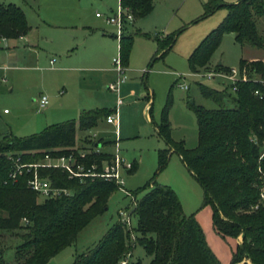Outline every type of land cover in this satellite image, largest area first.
<instances>
[{"label": "trees", "instance_id": "16d2710c", "mask_svg": "<svg viewBox=\"0 0 264 264\" xmlns=\"http://www.w3.org/2000/svg\"><path fill=\"white\" fill-rule=\"evenodd\" d=\"M133 16L146 17L155 0H119ZM226 8L227 16L206 35L188 58L190 73L207 69L224 34H233L240 47L263 50L264 39L257 30V21L264 17V0H239L225 4L213 0L205 5L202 20ZM197 22V21H196ZM183 29L157 39L161 56L171 50ZM29 32L24 12L13 4H0V40H16ZM132 37L119 39V59L126 66ZM155 60V58L153 59ZM240 61V68L245 64ZM217 69H224L216 65ZM248 76L252 81L236 84V92H219L199 85L200 95L217 105L215 110L191 106L197 123V146L185 149L183 142L170 138V127L163 113L157 135L166 144L158 150L157 172L163 171L171 154L180 157L185 168L202 188L201 208L212 210V228L222 239H242L232 251L229 264L249 260L264 264V206L258 205L259 187L264 186V63L252 62ZM258 91L260 96L254 95ZM230 103V106L226 104ZM112 112H82L76 121L48 126L41 133L24 138L12 136L0 140V264H48L61 251L72 245L78 234L108 209L111 195L118 190L113 181L101 177L69 178L58 168H38L40 178L52 188L66 190L67 195L43 199L31 191L27 182L33 169L11 178L14 166L10 157L23 165L38 164L46 155L61 157L73 153L85 167L110 161L106 153L78 157L76 134L90 130ZM136 165H132L134 173ZM144 189L148 192L136 202L132 214L137 226L133 229L139 244L151 258L149 264H222L209 247L203 229L194 214L185 215L176 193L154 179ZM8 240L16 243L11 247ZM134 243V244H135ZM14 249L10 262L5 250ZM130 252V237L123 224L112 225L93 247L78 255L73 264H118ZM139 264V263H136Z\"/></svg>", "mask_w": 264, "mask_h": 264}, {"label": "rangeland", "instance_id": "374dc122", "mask_svg": "<svg viewBox=\"0 0 264 264\" xmlns=\"http://www.w3.org/2000/svg\"><path fill=\"white\" fill-rule=\"evenodd\" d=\"M210 1L213 0H156L150 15L141 18L132 14L133 21L125 26L126 34L133 39L127 66H123L120 75L113 62L119 57L117 48L108 65L115 75L112 77L111 73H107L113 79L107 87L116 83L119 77L125 79L118 95L123 103L118 111L119 149L125 163L131 168L136 165L134 173H129L131 168L128 173H122L123 189L131 197L119 189L115 191L109 198L107 211L91 221L78 234L76 241L48 264H73L78 255L93 248L109 228L119 221V212L131 213V226L135 229L137 219L132 210L136 202L148 192L149 189L144 188L152 179L157 185L167 186L176 193L181 204H184L186 214H190L189 210L194 212L201 208L202 188L184 168L178 155L171 154L167 167L157 172L158 150L167 147L154 127L160 125L166 112L171 140L183 142L185 149L192 150L197 146V123L191 106L217 109L213 101L200 95L198 86L234 95L230 84L219 78L208 80L194 76L188 68V58L193 50L227 16L226 8H221L198 21ZM221 1L235 4L239 0ZM0 4H13L22 9L30 27L27 39L35 46L29 48L25 38L6 42L0 40V140L7 136L29 137L41 133L52 124L76 121L83 110L114 111L118 96L110 90H104L102 77L105 74L95 70L98 68L96 65L77 63L79 69H65L59 76L52 71L58 67L69 68L71 65L67 62L74 59L83 62V59L78 58L91 51L92 43L83 27L115 35V29L107 27L103 17L117 11L119 0H0ZM96 14L102 18H97ZM66 22L76 24L75 28H61ZM256 26L264 39V17L257 21ZM180 29L183 31L177 35L174 47L161 56L164 51L159 49L157 34L159 36L160 32H165L169 36ZM66 43L71 46L68 50L65 48ZM115 43L118 46L116 40ZM59 59H63V64L59 63ZM241 60L246 61L242 68L248 73L250 63H264V48L240 47L234 42L232 34H224L207 69H217L218 63H221L223 71L239 68ZM179 84L187 85L188 90H182ZM41 96L47 97L48 105L39 111L37 102ZM146 97H149V102ZM147 102L149 107L145 111ZM226 105L230 106V103ZM113 130L103 125L90 133L77 132L78 153L93 154L96 140L92 135L95 133L113 139ZM183 175L190 179L188 181L192 182L197 196L200 194L196 204L195 190L189 189L190 184H186ZM42 200L38 199L39 202ZM208 211L205 209L204 215ZM206 230L210 247L221 262H226L233 242L222 239L208 227ZM15 243L14 240H8L11 247ZM130 253L133 264H149L151 260L138 243H130ZM13 257V248L5 250L4 260L10 262ZM244 262L242 260L241 263Z\"/></svg>", "mask_w": 264, "mask_h": 264}, {"label": "built area", "instance_id": "2783aa9c", "mask_svg": "<svg viewBox=\"0 0 264 264\" xmlns=\"http://www.w3.org/2000/svg\"><path fill=\"white\" fill-rule=\"evenodd\" d=\"M97 18H102L101 15L96 14ZM104 22L106 25L114 27L115 28V36L119 40L123 27L131 23L133 21V16L128 8H123L118 6L117 11L108 17H103ZM3 42H6L7 40L2 39ZM114 65L119 72L120 75L123 73V66L120 63V59H114L113 60ZM52 64V61L50 62ZM194 76L197 77H204L208 80H212L215 78L221 79L223 82H226L230 84V88L233 93L236 92V84L241 82H249L252 81L250 77L248 76V73L243 68H232L227 71H223L220 69H214L209 68L204 71H199L195 73H191ZM124 77H119L118 81L114 84H111L108 86V90L114 92L119 95V87L121 83L124 81ZM253 81H259L264 85L263 81L260 80H253ZM179 87L182 90L187 91L188 86L185 84H179ZM254 95L260 96V93L258 91L254 92ZM122 101L119 99V96L116 101V107L114 111L105 118L106 124L112 125L113 130V142H112V152L110 153V161L109 162H103L102 163V170L100 172L95 171V165H91L89 168H85L77 159L76 156L73 153H70L68 155H63L61 157H50L49 155H46L43 159V161L39 162L38 164L33 165H23L20 163L19 158H13L10 157L9 159L13 162V172L11 174V178L15 179L16 176L22 174V170L26 169L29 171L30 169H33V175L28 180L27 186L28 188L35 192L41 199H50V198H56L61 195H67L66 190L56 189L52 188L47 180H44L39 177L37 174L38 168H58L63 171H65L68 174V177L71 178H83V177H101L108 181H113L118 189L122 191L126 196L131 195L123 189L124 185V179L122 177V173L130 170L131 165L124 162V160L120 157V149H119V126H118V111L119 108L122 106ZM38 110L42 111L46 109L48 105V99L45 96H41L40 99L37 102ZM95 154L100 153L99 151L94 150ZM264 152L262 153L260 160L263 156ZM90 155V152L88 154L85 153H78V157L80 159L85 158V156ZM258 205L264 206V186L262 185L259 187V198H258V204L255 206V209L258 207ZM131 213L127 212H119V221L123 224L126 231L129 234L130 237V243L134 244L136 241L135 233L133 231V228L131 226L130 221ZM131 253H127L119 262L118 264H133Z\"/></svg>", "mask_w": 264, "mask_h": 264}, {"label": "crops", "instance_id": "0c3cea01", "mask_svg": "<svg viewBox=\"0 0 264 264\" xmlns=\"http://www.w3.org/2000/svg\"><path fill=\"white\" fill-rule=\"evenodd\" d=\"M155 5H156V0H155ZM155 5H154V8H155ZM154 8H153V11H154ZM152 11V12H153ZM151 12V13H152ZM150 13V14H151ZM149 14V15H150ZM26 17V16H25ZM70 22H66L64 25H62V26H60L61 28H63V29H68V28H70V27H72V28H75V26H76V24H69ZM129 24V23H128ZM106 25V24H105ZM107 27H111V26H108V25H106ZM125 26H127V24L125 25ZM125 26L123 27V31H122V35H125V36H129V35H127L126 34V30H125ZM83 28H85V30H86V34H87V36H89L90 37V42L92 43V48H91V51L90 52H86V53H84V55L82 56H80L78 59H83V60H81V61H83V62H77V61H75V59L73 60V61H69V62H67V61H64V62H67V63H69L71 66L69 67V68H62V67H58L56 70H51L53 73H55V75L57 74V76H59L58 74H60L61 72H63V70H65V69H79L78 68V64L77 63H91V64H94V65H96L98 68H94L95 70H97V71H99V72H102L103 74H105V75H103V87H104V90H108V87H107V84L111 81V80H113V79H110V77L109 76H107V73H111L112 74V77L115 75L114 74V71L112 70V68H110V67H108V65H109V63H110V60L112 59V57H113V55L115 54V52L117 51V48H118V56H119V40L116 38V36L114 35V34H111V32H107V31H103V30H96L95 28H90V27H83ZM111 28H114V27H111ZM29 29H30V27H29ZM115 29V28H114ZM127 29V28H126ZM84 33H85V31H84ZM121 35V36H122ZM166 36V33L165 32H160L159 33V36H158V34H157V37H158V39H162V38H164ZM232 36H233V34H232ZM21 38H25V41L27 42V45H28V47L29 48H34L35 46H33V45H31L30 43H29V40L27 39L28 38V36H27V34L24 36V37H21ZM233 38H234V36H233ZM115 40L118 42V46L116 45V43H115ZM86 43V42H85ZM65 46V45H64ZM67 47V50L69 49V47H71L70 46V43H66V46H65V48ZM174 47V44H173V46H172V48ZM171 48V49H172ZM72 49H70V51H71ZM171 51V50H170ZM169 52V51H168ZM66 53H68V52H66ZM52 60H50L49 61V63L51 62ZM59 63H62L63 64V59H59ZM80 65V64H79ZM217 65H221V63H218ZM127 66V65H126ZM222 66V65H221ZM146 101H148L149 102V97H146ZM147 102V104L144 106V110L145 111H147V108L149 107V103ZM91 110H102V109H89V110H83L82 112H86V111H91ZM82 112H80V114L82 113ZM80 114H79V116H80ZM78 116V117H79ZM145 117H146V119L148 120L149 119V117H148V115L146 114L145 115ZM52 125H54V124H52ZM103 125H106V126H110V127H112L113 128V126L112 125H109V124H106V122H105V120L103 119V120H101V121H99L98 123H97V126L96 127H94V128H92V129H90V130H86V131H80V133H86V132H88V133H90V132H92V131H94V130H96V129H98V128H100V127H102ZM155 128V127H154ZM114 129V128H113ZM155 130H156V128H155ZM113 133V132H112ZM110 135H111V133H110ZM113 135V134H112ZM93 136V138H95V144L93 145V150H96V151H99L100 153H106V154H109L110 155V153L112 152V142H113V139L111 138V137H108V138H106V137H102V136H100L99 134H97V135H95V133L92 135ZM114 138V137H113ZM99 142V143H98ZM184 167V166H183ZM185 168V167H184ZM126 173H128V171H126ZM191 176V175H190ZM183 178H184V180H185V182H186V184H190L189 186V189L191 190V191H193V190H195L194 192V196H195V204H196V198H198V197H200V194H199V196H197V194H196V189H194V186L193 185H191L192 184V182L191 181H188V180H190L188 177H187V175H183ZM187 178V179H186ZM175 189V188H174ZM183 205L184 204H181V206H182V209H183ZM185 207V206H184ZM195 207H197V206H195ZM205 209H208L209 211H208V213H206V215H204V210ZM191 211H193V210H189V212L188 213H190V214H194L195 215V218H196V220L198 221V223L200 224V226H201V228L203 229V231H204V234H205V237H206V241H207V243H208V239H207V234H206V232H207V227L208 228H210L211 230H212V232H215L214 230H213V228H212V210H211V208L210 207H206V208H203V209H201V208H198V209H196V210H194V212H191ZM183 212H184V210H183ZM184 214L185 215H190V214H186L185 212H184ZM231 240V239H230ZM233 243V246H232V250L229 252V254H228V256H227V260H226V262H221L220 260V262L222 263V264H229L230 263V260H231V254H232V251L235 249V247L237 246V245H240L241 244V242H242V239L241 238H238V239H236V240H231ZM208 245H209V243H208ZM209 247H210V245H209ZM211 248V247H210ZM211 250H212V248H211ZM213 251V250H212ZM214 252V251H213ZM215 254V253H214ZM216 255V254H215ZM217 256V255H216ZM217 258H218V256H217ZM219 259V258H218ZM241 264H251L250 263V261L249 260H246L245 259V262L244 263H241Z\"/></svg>", "mask_w": 264, "mask_h": 264}, {"label": "water", "instance_id": "95a60500", "mask_svg": "<svg viewBox=\"0 0 264 264\" xmlns=\"http://www.w3.org/2000/svg\"><path fill=\"white\" fill-rule=\"evenodd\" d=\"M261 160L264 162V154H263V156H262Z\"/></svg>", "mask_w": 264, "mask_h": 264}]
</instances>
